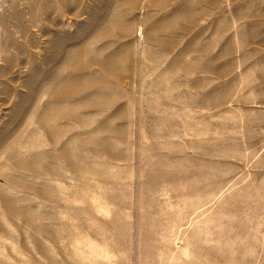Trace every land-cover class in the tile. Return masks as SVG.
I'll use <instances>...</instances> for the list:
<instances>
[{
    "label": "rangeland",
    "instance_id": "1",
    "mask_svg": "<svg viewBox=\"0 0 264 264\" xmlns=\"http://www.w3.org/2000/svg\"><path fill=\"white\" fill-rule=\"evenodd\" d=\"M0 264H264V0H0Z\"/></svg>",
    "mask_w": 264,
    "mask_h": 264
},
{
    "label": "crops",
    "instance_id": "2",
    "mask_svg": "<svg viewBox=\"0 0 264 264\" xmlns=\"http://www.w3.org/2000/svg\"><path fill=\"white\" fill-rule=\"evenodd\" d=\"M246 74H244V76H245Z\"/></svg>",
    "mask_w": 264,
    "mask_h": 264
}]
</instances>
